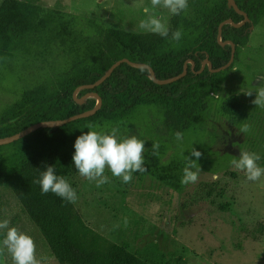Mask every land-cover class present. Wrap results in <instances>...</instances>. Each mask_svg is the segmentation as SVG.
<instances>
[{
    "label": "trees",
    "instance_id": "16d2710c",
    "mask_svg": "<svg viewBox=\"0 0 264 264\" xmlns=\"http://www.w3.org/2000/svg\"><path fill=\"white\" fill-rule=\"evenodd\" d=\"M234 2L188 0L187 10L173 16L169 37L164 38L119 28L113 21L106 24L94 17L44 9L29 0L1 1L0 87L20 97L0 114V139L39 121L64 119L93 109L96 98H85L91 92L102 98L95 114L60 126L41 127L0 145V186H13L60 264H149L86 225L73 203L52 192L42 194L40 185L34 183L46 165H55L56 174L68 179L80 130L89 124L120 122L140 106L158 108L163 122L184 136L195 133L198 127L204 129L206 117L212 113L238 131L254 122L262 127L260 113L264 107L252 103L255 95L245 103L236 93L220 95L229 68L213 71L231 60L233 46L229 42L235 44V58L240 55L253 27L264 16V0ZM242 11L248 14L247 20ZM177 29L182 30L179 42L171 40V33ZM34 53L44 61H53L49 71L15 87L7 58ZM57 58L62 59L61 67L56 66ZM122 58L142 67L122 62L100 85L82 88L78 93L82 101H76L77 89L99 80ZM206 60L212 69L208 63L204 65ZM145 66L153 69L159 81H169L156 82ZM8 147L15 150L6 156L3 151ZM152 147L144 153L146 172L182 193L188 185L181 184L186 159L177 156L164 161V152L159 148V155L153 156ZM229 154L231 161L239 159ZM0 264H9L4 250L0 251Z\"/></svg>",
    "mask_w": 264,
    "mask_h": 264
},
{
    "label": "rangeland",
    "instance_id": "374dc122",
    "mask_svg": "<svg viewBox=\"0 0 264 264\" xmlns=\"http://www.w3.org/2000/svg\"><path fill=\"white\" fill-rule=\"evenodd\" d=\"M29 1L44 9L94 17L106 24L113 21L119 28L139 32H144L138 28L139 21L145 18L143 7H151V0ZM155 11L164 16L169 28L174 15L161 7ZM7 59L17 88L45 75L53 62L44 61L37 53ZM61 60L57 58L56 66L63 65ZM232 65L223 77L219 94L236 93L245 103L250 100L245 93L256 91L264 82V16L253 27L248 45ZM253 95L256 98L255 92ZM19 97L0 87V114ZM88 97L96 98L92 94L85 96ZM260 116L262 127L254 122L247 133H242L212 113L206 117L204 129L198 127L195 133L177 141L175 133L180 131L174 132L163 122L158 108L140 106L125 120L96 130L109 132L118 128V138L134 135L144 140L145 151L158 142L164 161L177 156L186 159L195 148L202 153L197 161L201 168L198 181L178 193L147 172L133 173L132 182L124 184L106 167L104 174L109 182L97 187L95 181L80 176L72 161L68 181L77 192L73 204L86 225L149 264H264V176L259 181H248L245 173L232 165L229 154L257 153L262 155L258 165L264 168V110ZM89 130H80L76 139ZM13 150L15 147H8L3 152L9 156ZM5 218L10 219V226L34 238L37 257L45 258V264H60L11 184L0 186V220ZM5 233L0 230V240ZM4 251L9 264H13L11 255Z\"/></svg>",
    "mask_w": 264,
    "mask_h": 264
},
{
    "label": "clouds",
    "instance_id": "9594fccd",
    "mask_svg": "<svg viewBox=\"0 0 264 264\" xmlns=\"http://www.w3.org/2000/svg\"><path fill=\"white\" fill-rule=\"evenodd\" d=\"M161 7L167 9L173 15H179L188 8V0H151V7H143L145 18L141 19L138 28L144 32L158 34L161 37H169V28L165 23L163 15H157L156 9ZM182 38V30L177 29L171 33V40L179 42ZM256 98L252 101L257 107H264V82L258 86L256 91L245 93ZM89 131L77 137L74 147L73 161L80 176L89 181H95L97 187L109 182L106 176V167L110 169L113 176L122 178L124 184L132 182L133 173H144L147 171L143 153L145 141L136 136L118 138V128H112L109 132L97 131V125L89 124ZM249 126H244L240 132L247 133ZM177 141L183 140L181 132L175 133ZM159 143L153 144V156L159 155ZM202 153L195 148L186 156V166L183 169L181 184L196 183L199 178L200 167L197 161ZM195 157L196 160L191 159ZM261 156L257 153L242 151L239 159L231 161L232 165L243 171L248 181H259L264 176V168L258 165ZM41 172L40 178L34 181L41 187L42 194L49 192L61 197L70 203L77 200V192L71 186L65 176L57 175L55 165H46ZM195 169V170H193ZM0 230H6L4 238L0 240V251L6 249L11 255L13 264H45V258L37 257V246L32 236L21 231L16 226H10V219L0 220Z\"/></svg>",
    "mask_w": 264,
    "mask_h": 264
},
{
    "label": "water",
    "instance_id": "95a60500",
    "mask_svg": "<svg viewBox=\"0 0 264 264\" xmlns=\"http://www.w3.org/2000/svg\"><path fill=\"white\" fill-rule=\"evenodd\" d=\"M234 3H235L234 0H229V4L230 5L231 4H234ZM242 13L245 15V20H247L248 19V14L246 12H243V11H242ZM220 32H221V29H220ZM220 41H221V39H220ZM229 43L233 46L231 60L225 66H223L221 68H218V69H215L213 71H216L217 72V71L226 69L227 67H229L231 65V63L235 59V50H236L235 44L233 42H229ZM125 61L131 63L133 66L142 67L141 65H138L136 63L130 62L127 58H122V59L116 61L115 63H113L112 66L110 67L109 71L105 75H103L99 80H97L96 82H94L92 84L84 85L83 87H81L79 89L86 88V87L93 88L95 86L100 85L112 73V71L115 69V67H117L119 64H121L122 62H125ZM206 63H208L210 69H212V63L209 60L204 61V65ZM145 67H148L150 69V71L152 73V78L156 82L165 83V82L169 81V80L159 81L155 77V73H154L153 69L150 66H145ZM77 90H76V92H77ZM76 92L74 94L75 99H76L77 102H81L82 99L81 98H78L76 96V94H77ZM89 94L94 95L98 99V102H97L96 106L93 109L88 110V111H84V112H81V113H78V114L71 115V116H69L67 118H64V119H49V120L39 121V122L34 123L31 126L27 127L26 129H23V130L19 131L18 133L14 134L12 136H9V137L0 139V145L9 144V143H12V142H14L16 140H19L20 138L31 134L32 132H34L35 130H37V129L41 128V127L60 126V125H64V124H67L69 122H72V121H75V120H78V119L87 117L89 115L95 114L97 112V110L101 107L102 98H101V96L98 93L91 92Z\"/></svg>",
    "mask_w": 264,
    "mask_h": 264
}]
</instances>
